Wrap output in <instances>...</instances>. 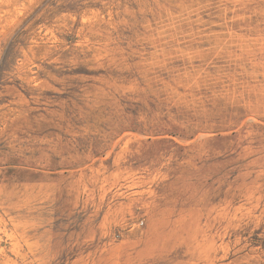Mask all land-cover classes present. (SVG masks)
I'll list each match as a JSON object with an SVG mask.
<instances>
[{
	"label": "rangeland",
	"instance_id": "1",
	"mask_svg": "<svg viewBox=\"0 0 264 264\" xmlns=\"http://www.w3.org/2000/svg\"><path fill=\"white\" fill-rule=\"evenodd\" d=\"M0 264H264V0H0Z\"/></svg>",
	"mask_w": 264,
	"mask_h": 264
}]
</instances>
